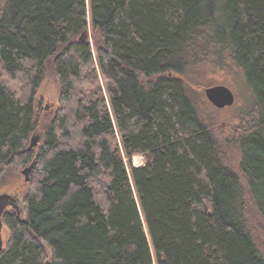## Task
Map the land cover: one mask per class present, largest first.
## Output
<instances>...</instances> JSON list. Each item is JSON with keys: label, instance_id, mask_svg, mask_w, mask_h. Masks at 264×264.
Returning <instances> with one entry per match:
<instances>
[{"label": "trees", "instance_id": "16d2710c", "mask_svg": "<svg viewBox=\"0 0 264 264\" xmlns=\"http://www.w3.org/2000/svg\"><path fill=\"white\" fill-rule=\"evenodd\" d=\"M205 65L248 92L230 138L191 95ZM48 74L0 264H264V0H0V175L34 157Z\"/></svg>", "mask_w": 264, "mask_h": 264}, {"label": "rangeland", "instance_id": "374dc122", "mask_svg": "<svg viewBox=\"0 0 264 264\" xmlns=\"http://www.w3.org/2000/svg\"><path fill=\"white\" fill-rule=\"evenodd\" d=\"M88 34L90 35V32ZM190 81L192 90L191 95L196 103L200 117L211 129H213L220 139L230 138L240 125V114L247 103L248 92L242 78L233 70L216 67L215 65H205L200 68L197 76H192ZM99 83L104 88L103 80L100 77ZM19 85L21 86V84ZM214 86H225L232 92L234 95V104L231 107L218 110L206 100L203 93L204 90ZM11 87L15 89L14 86ZM60 92L61 88L58 79L54 75L48 74L41 82L33 97L37 119L36 125L38 128L32 133L31 137L33 135H38L40 137L39 144L31 149L33 150L32 156L34 157L31 159L30 163L25 166L15 165L7 167L4 170L0 175V193H16L23 203L29 186L28 183H24V176L21 172L31 163H34L35 156L39 153L42 145V129L46 124H49L48 122L54 118L56 112L63 107ZM228 157H232V152H229ZM125 164L129 170L127 160H125ZM129 164L131 167L139 168L143 166L144 159L139 155H135L131 158ZM28 177L30 181L32 179L31 172ZM7 236L8 231L6 227L3 226L2 238L4 243L7 240ZM262 250L264 251V249Z\"/></svg>", "mask_w": 264, "mask_h": 264}, {"label": "water", "instance_id": "95a60500", "mask_svg": "<svg viewBox=\"0 0 264 264\" xmlns=\"http://www.w3.org/2000/svg\"><path fill=\"white\" fill-rule=\"evenodd\" d=\"M79 41L81 43H85L87 41L86 33H83L79 37ZM204 96L206 100L216 109L221 110L224 108H229L234 104V95L232 92L225 86H214L210 88H206L204 90ZM40 141V137L38 135H33L29 140V145L27 150H31L35 148ZM33 168V163H31L27 168H25L21 174L24 176V183L29 182V173ZM11 212L15 215L19 221H23L24 216V205L16 195V193H0V254L4 249V242L2 238V228L3 222L2 218L7 212ZM45 264H49L46 262Z\"/></svg>", "mask_w": 264, "mask_h": 264}, {"label": "bare ground", "instance_id": "6f19581e", "mask_svg": "<svg viewBox=\"0 0 264 264\" xmlns=\"http://www.w3.org/2000/svg\"><path fill=\"white\" fill-rule=\"evenodd\" d=\"M29 151V150H28Z\"/></svg>", "mask_w": 264, "mask_h": 264}]
</instances>
